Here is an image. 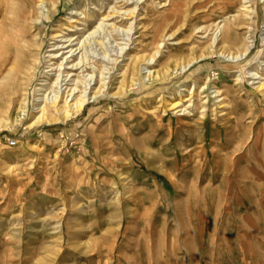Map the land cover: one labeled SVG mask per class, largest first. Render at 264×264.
Masks as SVG:
<instances>
[{
	"label": "rangeland",
	"instance_id": "rangeland-1",
	"mask_svg": "<svg viewBox=\"0 0 264 264\" xmlns=\"http://www.w3.org/2000/svg\"><path fill=\"white\" fill-rule=\"evenodd\" d=\"M0 54V264H264V0H0Z\"/></svg>",
	"mask_w": 264,
	"mask_h": 264
},
{
	"label": "bare ground",
	"instance_id": "bare-ground-1",
	"mask_svg": "<svg viewBox=\"0 0 264 264\" xmlns=\"http://www.w3.org/2000/svg\"><path fill=\"white\" fill-rule=\"evenodd\" d=\"M43 1V0H42ZM60 3V2H59ZM58 3V4H59ZM30 5V4H29ZM39 5H41V4H39ZM56 6V5H55ZM41 7H43V6H41ZM29 8V7H28ZM43 9H44V7H43ZM22 10H24V9H22ZM48 10V9H47ZM54 10V9H53ZM57 11V10H56ZM55 11V12H56ZM24 14H25V11L23 12ZM22 13V14H23ZM26 13H28V11H26ZM32 13V12H31ZM131 13V12H130ZM45 14V13H44ZM20 15V14H19ZM47 15V14H46ZM49 16H50V14H49ZM24 17V16H23ZM25 18V17H24ZM42 18V17H41ZM45 18V17H44ZM26 20V19H25ZM24 20V21H25ZM42 20V19H41ZM48 20V19H47ZM43 22V21H42ZM41 22V23H42ZM45 22V21H44ZM39 23H40V21H39ZM46 23V22H45ZM100 24V23H99ZM109 25V24H108ZM101 26V25H100ZM97 28V27H96ZM100 28V27H99ZM99 28H98V30H99ZM16 30H17V28H16ZM229 30V29H228ZM105 31V30H104ZM3 38V37H2ZM5 38V37H4ZM233 38V37H232ZM228 39V37H227V34L225 33V32H223V34H222V32L219 34V35H215V37H214V42H216V45H218V44H220V42H222V41H226ZM234 39H236V38H234ZM62 40H63V38H62ZM83 40V39H82ZM71 42H72V40H70ZM74 41V40H73ZM234 41V40H233ZM10 42L12 43V44H14V45H17V43L18 42H20L19 41V38H14V37H11V40H10ZM85 41H83V44H85L84 43ZM90 43V42H89ZM234 43V42H233ZM4 44V43H3ZM2 44V45H3ZM75 44V43H74ZM74 44H72V43H59V44H56V46L55 47H53V48H51L50 50H51V52H49V53H47V61L49 62V66L51 67V69L52 70H54V69H56V68H58V70H60V72H59V74L58 73H56V74H58L59 75V77L61 78V76H63V74H64V72L66 71V69L67 68H77V67H80V61H78V62H76V63H71L70 61H69V59H70V57L73 55V54H75L74 52L76 51V50H78V48H80L81 47V45H82V43H81V45H79L78 47H76V48H74L73 47V45ZM79 44V43H78ZM11 45V44H10ZM72 45V46H71ZM249 46V45H248ZM13 48H15V47H13ZM83 48V47H82ZM97 49V48H96ZM248 49H249V47H248ZM6 50V49H5ZM4 50V51H5ZM10 50H12V48L10 49ZM26 50V49H25ZM40 50V49H39ZM82 50V49H81ZM226 50V49H225ZM15 52V51H14ZM80 52V51H79ZM159 52V51H158ZM241 52V51H240ZM78 53V52H77ZM91 53V52H90ZM92 54H94V53H91V55ZM247 54V51H244V52H242V53H240V54H238V55H229V54H226V55H224V57H226V58H228V59H231V60H233V61H238L239 59H241V56H243V55H246ZM1 55V54H0ZM24 59H23V61H22V63L20 64V65H18L17 64V62L15 61V60H13V69H14V77H13V80H14V78H15V80H14V83H18V87H19V84H20V78H21V76L19 75V74H21V72H23V70H24V67L26 66V67H28V68H30L31 67V64H30V62H29V59H26V57H30V56H32V52H31V43L30 42H28L27 43V52L25 51V53H24ZM43 56V55H42ZM77 56V55H76ZM81 56H83V55H81ZM153 56V55H152ZM95 57V56H94ZM89 58H91L90 56H89ZM5 60H6V57L4 58ZM4 59H2V60H4ZM40 59V58H39ZM56 59L57 60H59L60 59V62L57 64V65H55L57 62H56ZM83 59V58H82ZM93 59V58H92ZM95 59V58H94ZM137 59V58H136ZM154 59V57H150L149 59H148V61L150 62V61H152ZM90 60V59H89ZM10 61V60H9ZM8 61V62H9ZM45 61V60H44ZM110 61H111V59H110ZM112 61H113V59H112ZM0 62H2V61H0ZM195 61H191L189 64H187V66L189 65V66H192L193 65V63H194ZM4 63H2L1 64V67H0V74L1 75H4V77H5V75L7 74L5 71H4V69L2 68V65H3ZM83 64V63H82ZM93 64V63H92ZM111 64V63H110ZM88 65V64H87ZM91 65V64H90ZM89 65V66H90ZM94 66V65H93ZM186 66V67H187ZM82 67H83V65H82ZM111 67V66H110ZM113 67V66H112ZM96 68V67H95ZM91 69H93V67H92V65H91ZM96 69H98V68H96ZM95 69V70H96ZM11 69H9V71H10ZM30 70V69H29ZM149 70V69H148ZM31 71V70H30ZM113 71V70H112ZM153 70H149V73H151ZM250 71V70H249ZM69 72V71H68ZM111 72V71H110ZM108 73H109V71H108ZM147 73V72H146ZM29 74V73H28ZM28 74H27V76H28ZM254 74H256V73H254ZM49 75V74H48ZM52 75V74H51ZM55 75V74H54ZM71 76L73 75V74H70ZM85 76H86V82H85V84H84V86H85V89L81 92V94H80V96L79 97H76L75 95H76V93L79 91L78 90V88L77 87H74V88H72V91L68 94V95H65V89H66V87L67 86H65L64 87V84L65 83H61V85H59V88H57V91H52L53 93H52V95H50V97L49 98H46V99H44V98H41L39 101H44V103H40L38 106H36L35 107V111H37L38 113H40V115H39V117H40V120L38 121V122H40V121H42V123H47V124H52V123H54L55 122V120L56 119H58V118H62V119H68V118H70V117H73V116H75V115H78V114H80L81 112H83L82 110H84V108L86 107V105L89 103V102H92V101H94L95 99H97V96H98V92L95 90V89H93V87H92V84H91V82H92V80H93V78H94V76L95 75H93V74H89V73H86V74H84ZM83 75V76H84ZM68 77V76H67ZM66 77V78H67ZM156 77V76H155ZM59 78V79H60ZM66 78H63L64 80L66 79ZM255 78H256V76H255ZM68 79V78H67ZM95 80V79H94ZM67 81V80H66ZM74 81V80H73ZM58 82H59V80H58ZM69 82V81H68ZM67 82V83H68ZM259 82V84H258V86L257 87H259V88H263L264 87V81H258ZM93 83V82H92ZM43 84H46V83H43ZM95 84V83H94ZM58 85V84H57ZM56 85V86H57ZM6 84H4V83H2V82H0V92L2 93V92H4L5 91V88H6ZM20 88V87H19ZM15 89V88H14ZM19 91V90H18ZM42 91V90H41ZM49 91H51V90H49ZM99 91V90H98ZM11 92H13V91H11ZM214 92H216L217 93V95L219 96L220 95V91L219 90H217L216 88H215V90H214ZM18 93V92H17ZM41 93V92H40ZM67 94V93H66ZM100 94V93H99ZM10 95V94H9ZM18 95V94H17ZM16 95V96H17ZM18 97V96H17ZM39 97H41V96H39ZM47 97V96H46ZM10 98H11V96H10ZM16 98V97H15ZM20 99V98H19ZM98 100V99H97ZM22 102V101H21ZM25 102V101H24ZM67 104V105H66ZM224 104V103H223ZM173 106H176V105H173ZM25 109V108H24ZM179 115V114H178ZM35 122H36V120H35ZM34 122V123H35ZM38 124V123H37ZM250 165V164H249ZM14 244V243H13ZM151 249V248H150ZM150 252V251H149ZM151 257H153L152 255H151ZM153 261V260H152Z\"/></svg>",
	"mask_w": 264,
	"mask_h": 264
},
{
	"label": "built area",
	"instance_id": "built-area-1",
	"mask_svg": "<svg viewBox=\"0 0 264 264\" xmlns=\"http://www.w3.org/2000/svg\"><path fill=\"white\" fill-rule=\"evenodd\" d=\"M8 140H9L10 144H15L16 143V140H14V139L9 138Z\"/></svg>",
	"mask_w": 264,
	"mask_h": 264
}]
</instances>
